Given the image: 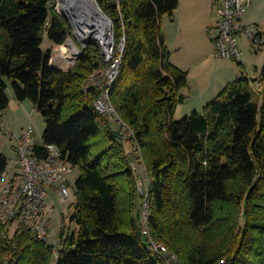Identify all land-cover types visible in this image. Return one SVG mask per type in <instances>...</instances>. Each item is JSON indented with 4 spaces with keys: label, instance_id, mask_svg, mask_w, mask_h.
<instances>
[{
    "label": "trees",
    "instance_id": "1",
    "mask_svg": "<svg viewBox=\"0 0 264 264\" xmlns=\"http://www.w3.org/2000/svg\"><path fill=\"white\" fill-rule=\"evenodd\" d=\"M96 1L112 21L113 57L107 61L91 41L63 69L52 64L54 47L72 29L53 0H0V112L10 105L11 79L15 98L42 112L44 143L59 145L81 170L70 216L78 229H61L56 264H165L142 232L131 154L95 105L105 89L91 77L102 78L119 57L110 99L134 131L150 177L153 238L177 255L176 264H264V65L258 77L243 71L202 112L175 120L188 72L171 61L162 22L180 1ZM45 33L54 43L48 50ZM8 166L0 153V179ZM7 254L16 264H52L54 246L21 234L4 241L0 264Z\"/></svg>",
    "mask_w": 264,
    "mask_h": 264
},
{
    "label": "built area",
    "instance_id": "2",
    "mask_svg": "<svg viewBox=\"0 0 264 264\" xmlns=\"http://www.w3.org/2000/svg\"><path fill=\"white\" fill-rule=\"evenodd\" d=\"M254 0H216L218 20L212 35V42L216 53L223 58H231L242 61L243 52L239 46V40L245 35L252 41L254 47L264 44V37L256 23H244L245 16ZM124 47L121 49L123 51ZM114 40L107 47L103 48V54L110 60L113 57ZM74 56L72 58H77ZM106 58V60H107ZM109 59L107 61H109ZM121 58H117L111 67L107 69L102 78L97 79L94 75L91 81L94 84L103 86L104 92L96 100L98 110L106 115L118 126L123 142L131 145L129 154L133 156V168L141 170V176L146 173L145 183L139 179V191L143 196L141 206L142 232L147 236L149 247L158 254L165 264H176L177 255L163 242L153 238L149 227L150 203L149 183L150 177L147 173L142 158L141 149L134 138V131L129 124L119 115L110 99V90L114 86L115 79L119 72ZM4 124V122L2 123ZM15 135L18 158L16 164L20 173L13 176L7 171L0 179V253L4 241L13 242L17 235L30 234L35 239L52 244V215L54 208L48 203V195L54 190L59 195L69 198L71 189L67 175L76 167L67 157L64 156L57 144L43 143L42 154L35 150L33 144L35 130L32 123L24 128L20 135ZM140 156V160L137 158ZM146 187H145V186ZM59 237V234H58ZM54 246V261L56 264L59 257V249L56 243ZM4 264H16L12 256H4Z\"/></svg>",
    "mask_w": 264,
    "mask_h": 264
},
{
    "label": "rangeland",
    "instance_id": "3",
    "mask_svg": "<svg viewBox=\"0 0 264 264\" xmlns=\"http://www.w3.org/2000/svg\"><path fill=\"white\" fill-rule=\"evenodd\" d=\"M179 1L180 5L179 8L175 10V15H166L162 22V30L165 36L166 44L168 45L171 53H174L173 60L176 63L182 65L185 68L184 70L189 72V84H191L190 87H185L187 100L179 104V106L177 107V110L174 114L175 120H181L185 116L195 111L193 109V111H189V106L190 102H192V100H194L195 98L194 84L196 83V80L198 78H205L208 80L209 77L212 76V72H215V67L220 69V60H223L222 65L225 68H234L241 66L239 64L240 61L238 60H234L231 58L224 59L216 55L217 53L212 45V41L207 31L208 23H211V21L214 20L216 21V18L218 17L217 6H214L213 4L214 0ZM53 4H55L56 9L58 10V0H53ZM248 18H250L251 20L249 21L246 19L244 21L247 23H256L260 27V30L264 32V0H254V6L250 10ZM71 29L72 34L68 37V39L74 40L80 50L83 43L76 39L72 26ZM109 31H111V29ZM91 41L98 42L103 52V46L101 44L102 40H99L98 38H91L89 42ZM239 45L243 52V61L245 59V49L250 54L254 55L257 54L262 48H264V44L260 47H254L252 41L247 37L241 38L239 41ZM53 46V41L48 37L47 33H45L42 48L44 50H48ZM54 49H56L52 57V64L54 66L63 69H70L71 67H73L75 58L69 57L72 53V49L69 44L65 43L61 47H54ZM105 57L107 58L106 55ZM108 59L109 58H107V60ZM216 59L218 60L217 63ZM248 63H250L251 68L254 70V60H249ZM6 80L9 84L7 93L8 95H11L14 92L12 87L13 81L11 79ZM191 90L192 96H190ZM25 104L26 105L20 109L16 106H14L11 111L10 108H7V110L5 109L6 111L4 110L3 112L5 115L4 120L6 122L3 121L4 124L0 123V153H3L9 158L10 164L8 166L9 168L7 172L10 174V176H13L16 173H20L18 165L15 162V160H17L18 158V153L16 149L17 144L15 141V135H12V132L20 134L23 132L24 128L28 127L32 123V126L35 130V138L33 140V144L36 145L44 143L43 134L46 128L45 118L42 112L31 100H26ZM197 111L202 112L203 107L201 109L199 108V110ZM114 127L118 129V126L115 123ZM131 157L133 159V156ZM133 169L135 171V174L137 175L138 183L140 182V178L145 183H147L146 173L141 176L140 169H137L136 167H134ZM80 174L81 170L78 167H75L73 171L67 175L68 183L71 189V196L69 198H65L59 195L54 190L50 193V195H48L47 201L54 208V212L52 215L53 233L51 236L52 238L50 239V242L52 244L56 243L58 246H60L61 239H58V234L60 235L61 229L63 227H66L67 229L70 228L69 231L71 232H74L78 229V225L76 224V222L71 221L70 216L74 211L77 200L76 182Z\"/></svg>",
    "mask_w": 264,
    "mask_h": 264
},
{
    "label": "crops",
    "instance_id": "4",
    "mask_svg": "<svg viewBox=\"0 0 264 264\" xmlns=\"http://www.w3.org/2000/svg\"><path fill=\"white\" fill-rule=\"evenodd\" d=\"M213 4H214V6L216 5V0H214ZM253 6H254V2L249 7V9L247 10L245 16L243 17L242 21L244 23H247V22L244 21L246 19L249 20V21L251 20L250 18H248V14L250 13V10L252 9ZM174 15H175V13H174ZM217 20H218V17L216 18V21L215 20L211 21V23H208V26H207L208 27L207 31H208V34L210 36L211 41H212V35L214 34V28L216 27V24H217ZM254 22H256V21H254ZM241 38H246V37H245V35H242L240 37V39ZM212 45H213V42H212ZM213 47H214V45H213ZM173 54L174 53L172 52L171 61L174 63L175 61L173 60ZM216 55L219 56L218 54H216ZM221 58H223V57H221ZM224 59H230V58H224ZM249 60H254V64H255V69L254 70L251 68L250 63H248ZM222 61L223 60L219 61L220 69L215 67L216 74L213 71L212 72V76H210L208 80L205 79V78H198L196 80V83L194 84L195 98H194V100H192V102H190L189 111L192 110V109L193 110H199V108L201 109L202 107H204L207 104V102H209L212 98L214 99L219 94V92L228 83H230L231 81H233L235 79L240 78L241 75L243 74V71H244L245 74H247L249 76L258 77L259 74H260V71H261V69H262V67L264 65V48H262L257 54H254V55L250 54L245 49V59H244V61H243V57H242V65L243 66L234 67V68H225L222 65ZM217 62H218V60L216 59V63ZM174 64L177 65L178 67H180L181 69L183 68V70L185 69L182 65H180V64H178L176 62ZM188 86L189 87L191 86V84H189V72H188ZM255 86L258 87V83H255ZM183 92H184V94L186 93L185 92V88L183 89ZM190 96H192V90L190 91ZM9 97H10V105H9L8 108H10V111H11L12 108H14V106H16V107H18L20 109V108H23L26 105L25 104L26 101L20 102V101H18L15 98L14 92L11 95L9 94ZM186 97H187V95H186ZM186 100L187 99H185V101ZM4 117H5L4 112H0V123L1 124L3 123V121L6 122L4 120ZM20 134H16V135H20ZM126 149H127L128 152H130L131 145L126 144ZM15 162H16V160H15ZM133 163H134V161L132 162V164ZM8 175H10V174L8 173Z\"/></svg>",
    "mask_w": 264,
    "mask_h": 264
},
{
    "label": "bare ground",
    "instance_id": "5",
    "mask_svg": "<svg viewBox=\"0 0 264 264\" xmlns=\"http://www.w3.org/2000/svg\"><path fill=\"white\" fill-rule=\"evenodd\" d=\"M70 3V2H69ZM84 14L77 15L74 4L64 3L58 0V8L64 13L73 27L76 39L83 44H87L91 38L102 40L101 44L107 52V47L112 43L111 25L109 20L100 13L92 0H84ZM69 6V7H68ZM72 49L71 56H80L79 47L74 40L70 41Z\"/></svg>",
    "mask_w": 264,
    "mask_h": 264
},
{
    "label": "water",
    "instance_id": "6",
    "mask_svg": "<svg viewBox=\"0 0 264 264\" xmlns=\"http://www.w3.org/2000/svg\"><path fill=\"white\" fill-rule=\"evenodd\" d=\"M64 1V3H68V5L69 4H74V7H75V11H76V13H77V15H83L84 14V3H83V1L84 0H63ZM88 1V0H87ZM94 3H95V6L97 7V9L100 11V13L101 14H103L108 20H109V22H110V25H111V27H112V21H111V19L107 16V15H105L104 14V12L102 11V9H101V7L99 6V4L97 3V1L96 0H92ZM70 2V3H69ZM69 7V6H68ZM58 12L60 13V14H62L65 18H66V20L69 22V24L71 25V23H70V21H69V19L67 18V16L64 14V13H62L60 10H59V8H58ZM72 26V25H71ZM111 37H112V41L114 40V36H113V34L111 33ZM72 39H67V41H66V44H69L70 45V41H71ZM88 43H90V42H88ZM87 43V44H88ZM87 44H83L82 45V48L79 50V52L81 53L82 51H83V49L87 46ZM124 50V49H123ZM78 58V57H77ZM76 58V59H77Z\"/></svg>",
    "mask_w": 264,
    "mask_h": 264
}]
</instances>
